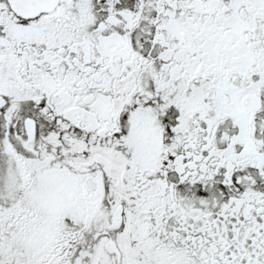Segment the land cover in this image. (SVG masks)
Wrapping results in <instances>:
<instances>
[{
	"label": "snow or ice",
	"instance_id": "snow-or-ice-1",
	"mask_svg": "<svg viewBox=\"0 0 264 264\" xmlns=\"http://www.w3.org/2000/svg\"><path fill=\"white\" fill-rule=\"evenodd\" d=\"M0 264H264V0H0Z\"/></svg>",
	"mask_w": 264,
	"mask_h": 264
}]
</instances>
